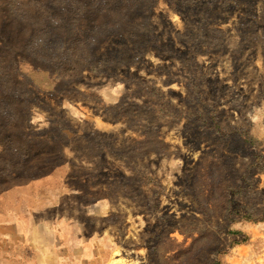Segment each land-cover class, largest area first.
<instances>
[{
	"label": "rangeland",
	"instance_id": "374dc122",
	"mask_svg": "<svg viewBox=\"0 0 264 264\" xmlns=\"http://www.w3.org/2000/svg\"><path fill=\"white\" fill-rule=\"evenodd\" d=\"M22 183L97 241L51 230L41 264H264V0H0V194Z\"/></svg>",
	"mask_w": 264,
	"mask_h": 264
},
{
	"label": "crops",
	"instance_id": "0c3cea01",
	"mask_svg": "<svg viewBox=\"0 0 264 264\" xmlns=\"http://www.w3.org/2000/svg\"><path fill=\"white\" fill-rule=\"evenodd\" d=\"M33 184L22 183L0 194V242H4L9 236L10 241L14 242L9 251L24 248L30 254H27V258L22 257L21 259L28 264H41L46 244H48V233L50 234L51 230H56V235L52 237L55 239L53 242H58L62 249L67 245L70 246L69 252L72 254L70 259L74 258L73 255L80 248L92 250L91 245L97 242L96 237L90 236L86 240H82L79 235L72 237L77 229L66 219H58L55 225L53 227L49 225L51 228L47 230V223L41 222V219L36 221L35 217L31 216L39 213L40 210L34 209L33 205L39 203L41 199ZM34 195L35 201L32 202ZM29 221L31 224H27ZM6 225L10 227L7 231L4 230ZM70 232L72 235L68 237L72 239L66 240L65 235L71 234ZM11 234H15L14 237H11Z\"/></svg>",
	"mask_w": 264,
	"mask_h": 264
},
{
	"label": "trees",
	"instance_id": "16d2710c",
	"mask_svg": "<svg viewBox=\"0 0 264 264\" xmlns=\"http://www.w3.org/2000/svg\"><path fill=\"white\" fill-rule=\"evenodd\" d=\"M3 193V192H2Z\"/></svg>",
	"mask_w": 264,
	"mask_h": 264
}]
</instances>
